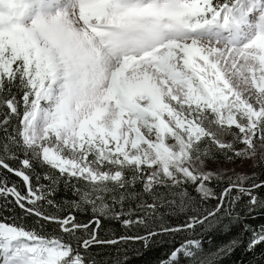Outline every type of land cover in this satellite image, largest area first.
Segmentation results:
<instances>
[{"label": "snow or ice", "instance_id": "obj_1", "mask_svg": "<svg viewBox=\"0 0 264 264\" xmlns=\"http://www.w3.org/2000/svg\"><path fill=\"white\" fill-rule=\"evenodd\" d=\"M257 210L264 0H0V264L164 236L161 264H219L244 241L203 234L239 224L254 249ZM102 218L146 231L101 239Z\"/></svg>", "mask_w": 264, "mask_h": 264}, {"label": "trees", "instance_id": "obj_2", "mask_svg": "<svg viewBox=\"0 0 264 264\" xmlns=\"http://www.w3.org/2000/svg\"><path fill=\"white\" fill-rule=\"evenodd\" d=\"M262 169H256L257 174ZM13 181L20 184L23 189V183L17 177H10ZM191 191V189H189ZM195 195V193H193ZM70 196V193L66 192L63 188L58 192L55 197L60 201L64 197ZM212 203L207 205L211 207ZM45 211L56 212V209L48 208L45 205ZM165 218L167 219V213L169 209H163ZM16 214L23 216L24 214L17 208ZM91 217L90 210L87 212L78 213V218L82 221H86ZM177 218L173 215L169 223ZM35 217H28L27 223L35 222ZM251 228H259L264 225V211L257 210L251 216H248L244 221ZM227 224V221H225ZM100 236L101 239H113L123 235H133L145 233L143 226H138L132 229H126L122 226L120 221L115 219L102 218L101 219ZM45 227H49L45 224ZM54 227V226H53ZM149 227H152L151 222ZM250 233H244L239 224H233L231 227H219L209 232H205L202 236L204 240L205 250H214L218 247H223L233 239H240L244 241L238 247H235L230 253L225 254L219 261V264H264V244H261L254 249L249 250L246 247L247 240ZM181 236H164L157 237L148 247H145L143 242H127L119 243L116 245H104L93 249V252L97 254L98 258L103 261V264H161L162 260L167 259V255L171 250L174 243H179Z\"/></svg>", "mask_w": 264, "mask_h": 264}, {"label": "rangeland", "instance_id": "obj_3", "mask_svg": "<svg viewBox=\"0 0 264 264\" xmlns=\"http://www.w3.org/2000/svg\"><path fill=\"white\" fill-rule=\"evenodd\" d=\"M237 164L240 165V167H244V165H242L239 160H237Z\"/></svg>", "mask_w": 264, "mask_h": 264}]
</instances>
